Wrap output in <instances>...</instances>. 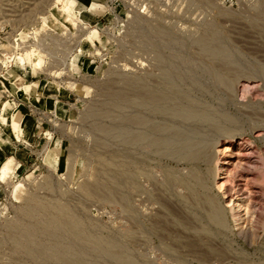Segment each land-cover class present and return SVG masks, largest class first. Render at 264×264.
I'll return each mask as SVG.
<instances>
[{
	"label": "rangeland",
	"instance_id": "rangeland-1",
	"mask_svg": "<svg viewBox=\"0 0 264 264\" xmlns=\"http://www.w3.org/2000/svg\"><path fill=\"white\" fill-rule=\"evenodd\" d=\"M60 2L0 0V264H264V0Z\"/></svg>",
	"mask_w": 264,
	"mask_h": 264
},
{
	"label": "bare ground",
	"instance_id": "bare-ground-1",
	"mask_svg": "<svg viewBox=\"0 0 264 264\" xmlns=\"http://www.w3.org/2000/svg\"><path fill=\"white\" fill-rule=\"evenodd\" d=\"M59 1H61L62 3H71V0H53V4H51V6L53 5V7H54V5L56 4V3H59ZM54 2H55V4H54ZM60 2V3H61ZM43 4V3H42ZM64 5H66V4H64ZM67 6V5H66ZM53 7L50 9L49 8V10L48 11H44V13H43V15H41V16H39V18H40V25H41V27H49V25H50V22H55L56 21V23H58L59 25H61L63 28H67V27H70V25H72L73 26V24H75V21L73 20V18L72 17H70L69 15H68V13H67V15H66V17L64 18V20H59L57 17H56V15L55 14H53ZM63 9L62 7H59V9ZM64 8H66V7H64ZM71 8V7H70ZM60 9V10H61ZM62 12V11H61ZM62 14H64L63 12H62ZM65 15V14H64ZM72 16V15H71ZM38 18V19H39ZM53 24V23H52ZM36 31V30H35ZM90 32V31H89ZM21 34V37H23V36H25V33H20ZM84 34V33H83ZM7 49V48H6ZM29 51V50H28ZM31 51H29V52H26V53H30ZM32 54V53H31ZM28 55V54H27ZM21 56V55H20ZM29 57V56H28ZM27 57V58H28ZM23 58H25L24 57V55H23ZM30 58H31V56H30ZM26 59V58H25ZM27 60V59H26ZM28 60H29V58H28ZM4 61H6L5 59H4ZM9 61V60H8ZM29 62V61H28ZM3 65V64H2ZM36 84H37V82H36ZM37 86H39L38 84H37ZM75 86V85H74ZM31 87V84H26V85H24L23 86V89L24 90H26V91H28V89ZM108 87V86H107ZM146 91V90H145ZM122 94V93H121ZM120 94V95H121ZM135 94V93H134ZM145 94V93H144ZM147 95V94H146ZM145 98H147V100L149 101V102H151L153 99L155 100V98L153 97L152 98V95H150V98L148 97V95L145 97ZM166 100V99H165ZM197 110V109H196ZM256 111V110H255ZM185 114V113H184ZM180 116V115H179ZM189 117V116H188ZM3 119L5 120V118L3 117ZM15 131H19V129L18 128H16L15 129ZM155 131V130H154ZM119 133V132H118ZM125 134V133H124ZM136 141V140H135ZM192 148V147H191ZM201 148V147H200ZM198 149V148H197ZM201 150V149H200ZM197 152L196 153H198V151L199 150H196ZM193 153V152H192ZM200 153H202V152H199V154ZM203 153H205V152H203ZM202 153V154H203ZM212 154V153H211ZM208 157V156H207ZM210 159V158H209ZM15 161H14V159L13 158H11V157H9V158H7L6 160H5V162L0 166V172H1V174H2V176H4V175H6L7 173H9L13 168H14V166H15ZM216 168H218V167H216ZM4 178V177H3ZM188 187V186H187ZM205 189H206V187H205ZM211 205V204H210ZM216 209V208H215ZM217 211V210H216ZM217 212H219V211H217ZM209 214V213H208ZM217 216V215H216ZM215 218V217H214ZM220 220V219H219Z\"/></svg>",
	"mask_w": 264,
	"mask_h": 264
},
{
	"label": "built area",
	"instance_id": "built-area-1",
	"mask_svg": "<svg viewBox=\"0 0 264 264\" xmlns=\"http://www.w3.org/2000/svg\"><path fill=\"white\" fill-rule=\"evenodd\" d=\"M118 0H103L104 4L108 7V9L112 10L115 13V9H116V2ZM118 3V2H117Z\"/></svg>",
	"mask_w": 264,
	"mask_h": 264
}]
</instances>
